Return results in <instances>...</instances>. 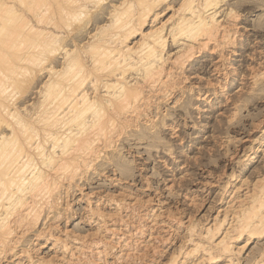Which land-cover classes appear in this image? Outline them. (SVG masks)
<instances>
[{
  "label": "bare ground",
  "instance_id": "1",
  "mask_svg": "<svg viewBox=\"0 0 264 264\" xmlns=\"http://www.w3.org/2000/svg\"><path fill=\"white\" fill-rule=\"evenodd\" d=\"M98 1L38 0L40 5H35L31 14L33 26L27 25L32 33L28 35L24 32V35H28L27 38L23 36L24 39L15 40L13 37L15 41L11 43V47L17 45L18 49L24 42H30L32 49L30 46L28 50L31 51L23 52L22 48L21 53L0 52V255L11 251L13 247L8 248V245L18 243L20 236L36 225L41 217L40 204L56 208L53 192L57 187V179L83 178L81 175L84 172L95 169L94 161L100 154L114 150L112 147L120 135L128 127L136 128L139 120L153 127V116L146 115L147 109L156 102L154 100L166 97L174 99L180 93L172 102L177 105L184 92L194 90L204 101H210L208 86L214 84L211 79L207 80L203 90L194 89V83L185 86L183 82L190 74L196 73L198 76V72L204 71L203 65L197 67L194 64L196 57L205 50L209 54L220 52L233 42L231 39L235 35V28L231 30V26L235 27L232 19L237 15L234 12L232 16L235 10L231 7L221 9V0L179 1V6L172 12L173 17L166 18L171 20L170 23L162 18V12L168 6L157 10L167 0H135L134 3L121 0L109 6L106 17L101 12H91ZM169 6L171 8L172 5ZM25 9L30 11L29 8ZM17 11L10 1L0 0V12L5 16L12 15V18L11 15L8 17L9 21H22L24 14H16ZM82 15L88 16L93 31H87V40L82 44L78 42L81 39L72 35L70 40L73 48L66 49L63 42L68 36L66 33L71 32L69 18L78 23ZM6 19L5 22L0 19V45L9 42L7 36L11 22L7 20L9 23H6ZM147 25L149 28L145 31ZM136 34L140 37L137 36L139 39L133 41L132 37ZM229 53L225 54L228 66ZM216 58L211 62L210 71L218 85L211 89L222 94L229 70L223 52L218 53ZM37 71L45 73V80L36 89L38 99L34 110L21 111L18 105L11 107L14 104L11 103L14 92L27 83V75L31 76ZM249 77L253 80L256 74L252 72ZM258 141L261 146L259 149L264 154V133ZM255 154L254 146H250L242 154L240 166L249 165ZM235 173L231 172L229 177L239 179L232 186L226 189L229 181L223 182L222 186L226 190L223 191L225 196L221 202L225 201L221 206H216L211 223L208 222L197 231L193 221V224L186 221L188 224L182 231L186 232V236L181 244L178 243L180 256L176 264H264V245L258 253L248 252L243 256L252 242L264 238V174L254 177L255 180L251 182L248 180L250 183L246 184V177ZM131 197L111 201L97 195L93 199V206L85 201L88 209L86 219L95 229L94 233L88 231L93 235L98 234L96 238L89 235L90 238H85L86 234L84 237L79 234L72 236L65 233V228H62L63 234L49 232L55 224H47L42 228L44 232L38 231L35 235H41L45 242H50L54 251L52 256L50 254L48 258L34 261L29 248L19 249L15 254L19 257L15 264H136L134 260L140 258L151 261L158 249L155 242L162 236L160 230L164 228L159 226L175 225L174 230H178L181 222L177 218L173 221L175 216L172 221L160 219L161 213L157 210L160 208H153L148 203L149 199L142 201L134 194ZM105 206L110 212H105ZM172 214L167 213L168 217ZM169 234H163V239H167ZM115 245L119 246V250L112 255L110 249ZM108 254L113 256L110 262L105 260Z\"/></svg>",
  "mask_w": 264,
  "mask_h": 264
},
{
  "label": "rangeland",
  "instance_id": "2",
  "mask_svg": "<svg viewBox=\"0 0 264 264\" xmlns=\"http://www.w3.org/2000/svg\"><path fill=\"white\" fill-rule=\"evenodd\" d=\"M8 1L15 5L16 10H18L16 14H20L21 12V14L24 15L22 21L20 19H13L9 21L8 17L11 14L9 16L6 14L5 16V14L0 12V15H4H1L0 17L3 22H5L4 20L6 17V23L8 21L11 22V25L8 27L10 31L9 36H7L9 42L8 44H1L4 46L0 45V52L7 53L8 51H15V53H21L22 48L24 49L23 52L31 51L28 50L31 46L30 42H24V44L20 45L21 47L18 49L17 45H13L14 47H12L14 50L11 47V43L12 41L14 42L18 39H24L25 37L27 38V36L32 33V30L31 32L29 31V26H33L31 14L35 9V5L38 6L39 2L38 0L37 2L36 0H31V2H33L32 4H29L30 0H23L24 2L22 0H18L19 3L17 0ZM120 1L121 0H100V2H97L98 5L97 3L95 4L93 7L94 9H92L91 12H101V14L106 17V11L109 9V6L112 3L117 4ZM179 1L181 2L182 0H167L157 7V10L159 11L160 9L168 6L164 10L165 12H162V18H164L163 20H167L166 18H169L170 16L173 17L172 12L179 6ZM131 2L134 3L135 0H131ZM22 3L24 4L22 5ZM221 3V9L226 7L228 9L231 7L232 10H235L232 11V16L234 15V12L235 16L237 15L235 19L231 18L233 23H235V27L231 26V30L235 28L233 33H235L237 37L233 34L234 38L231 39L233 42L227 45L228 47L224 46L221 49L222 51L220 50L221 54L222 52L224 54V62L226 61L225 64L227 66V56L225 57V54L227 52L229 53L230 51L228 54V62L230 63V66H226V68L229 70V75L227 76L226 82L227 86L225 85L224 90L221 92L222 94H220V91H218L219 93L214 92L213 89L216 88L218 84L215 82V77L210 71L212 64L211 62L217 59L216 57L218 56V53L220 54V52L216 54H209L208 51L205 50L203 51L204 53L202 52L199 55H202L201 57L198 56L195 58L194 62L197 67H201V65H203V67H205L204 71L198 72V76L195 75L196 73L190 74L192 76L189 75L183 84L188 86L189 84L194 83L193 87H196L194 89L203 90L204 87L207 86L205 85L207 80L211 79L212 82L216 84H213L212 87L208 86L210 101H204L203 97L197 96L194 93V90H191L190 93H187L188 91L184 92L183 97L180 99L177 105L172 102H174L180 93H178L174 99L171 97H166L164 99L160 98V100L153 99L156 102L151 104L152 108L147 109L146 115V117L149 115L153 116V127L150 128L147 122H141V120H139V125L136 128L128 127V129H125V132L120 135L112 147L115 148L114 150H107L106 154L104 155L103 153L100 154V157L94 161L95 169H89L88 171L84 172L83 175H81L83 178L80 179V176H78L73 180L57 179V187L55 188L57 191L54 190L53 193L55 194L54 197L56 204L58 205L55 204L56 208L52 207L54 208L52 209L51 207L45 206V204H40V210L42 208L41 213L39 214V216H41L39 217L40 220L38 219L36 225H33L29 230L23 233L22 236H20L18 243H8L10 244L8 245V248L13 247V249L11 251H6L4 254L1 253V264H15L16 260L19 258L17 257L18 255H15L16 252H18L19 249L24 248H29V253L32 254L33 257L31 258L34 261H40L42 260L41 258H48V256L50 257V254L52 256L54 251L50 245V242H45L43 236L41 235L37 236L38 238L35 235L38 233V231L44 232L42 231V228L44 229V225L47 224H55L53 226L55 231L51 226L50 231L48 230L49 232H61L60 234H63L62 232H64L66 229L65 233L72 236H78L79 234L82 235V237L87 235L85 238H90L89 236L96 238L98 234H92L94 233L95 229L92 227V224L88 222L85 216L87 213L86 211H88L86 203L88 202V205H92L94 203L93 199H95L97 195L102 196L104 199L115 201L118 198L120 199L123 193L131 194L130 196L125 194L126 197L123 195V199L133 198L134 196L131 197L133 194L135 197L137 196V199L142 198V201H144V199H149L148 203L153 206V208H160L157 209L161 213L160 219L162 218L167 221L171 220L172 217L175 216V220L173 219V221L180 219L181 222L179 225L180 228L178 230H174L175 225H172V227L166 224H164L165 226H159L164 227L161 229L162 231L160 230V235L164 236L163 234L166 235L170 233L169 237L167 238L169 241L166 238L163 239V237L160 236L159 240H157L159 243L157 241L155 242L156 244L154 243L157 245L158 249L154 252L155 255L153 253V259L149 261V259L140 258L135 259L134 262L136 264H163L166 261H170L166 263L176 264L177 258L180 256V254H178L179 248L177 247H179V244H181V241H183L186 236V232L183 233L185 231V229H183L184 226L190 222L192 224L194 222V229L199 231L203 229L205 224L212 222L211 219L215 216V212L217 210L215 208L221 206V204L225 201L222 200L221 202V198L225 196L223 191L229 188V186H232V184L237 182L239 179L236 178L234 180V177H229L231 172H236L235 174L239 173L240 176H243V178L246 177V184L249 181L251 182L255 180L254 177H261L264 174V154H262V151L259 149L261 146H259L260 144L258 141L260 136L264 133V0H221ZM31 5L34 7H31ZM169 5H172L171 8ZM25 8H29L30 11ZM10 17L12 18V15ZM81 18L82 20H79L78 23L77 20L74 21V19L69 18L68 23H70L69 29L71 32L68 33L65 30V33L67 32L66 34H68V36L63 42L66 49L73 48V43H71L70 40L72 35L76 37V39H81L78 42H81L80 44H82L87 40V31H93V26L90 25L88 16L82 15ZM169 21L171 20H167V23H170ZM14 23L17 29L13 26ZM22 26L25 29H23ZM147 26L145 27V31L149 28V26ZM26 29H28L29 32ZM20 31H22V33ZM24 32H27L28 35H24ZM14 33H17L16 36ZM23 36L25 37L23 38ZM137 36L139 35H134L132 40H138L140 36ZM9 45L10 47L7 48ZM9 48L12 50H7ZM30 49H32V46ZM17 50L21 51L19 52ZM210 59L212 60L210 61ZM55 60H59V58H55ZM252 72L253 74H256V77L253 78V80H251L249 77ZM44 74V72L39 73L37 71L35 74H31L32 77L27 75V83L25 82L26 84L21 86V89L19 88L14 92L13 96L15 97H13L11 100V103L14 104H12L11 107L18 105V110L25 111L32 108L33 111L35 108L34 104L36 105L38 99H36V89L41 86L43 83L42 80H45ZM231 78H234L235 80H230ZM30 102H33V106ZM169 123L173 124L172 128H169ZM250 146H254L256 154L254 155L252 161L249 162V165L247 164L246 167L242 168L240 166V164L243 162L242 154L246 153ZM227 181L229 182L225 189L222 185L223 182ZM203 184L204 186H202ZM64 190L65 192H63ZM117 192L121 195H118ZM107 207L108 206H105L104 208L105 212L107 211L106 213H108L110 210ZM49 208H51L52 211L51 209L48 210ZM58 213L62 215L57 216ZM167 213L173 214L171 217L170 215L168 217ZM46 215L48 216L47 219L45 218ZM55 215L57 216V219ZM165 227L168 228L165 229ZM60 228L65 229L61 230ZM88 230L93 232L91 233ZM48 231L45 233H48ZM262 242H264V238L252 242L247 249L248 251L246 250L243 256L245 257L250 252L258 253L261 250V247L264 245ZM115 246L113 247L114 249L112 248L113 250L110 249L112 251V255L114 252L116 253L119 250V246ZM36 247L39 249L35 250L34 248ZM7 252H10V254ZM39 254H41L42 257ZM108 255L105 256V260L110 262L112 261L111 259L113 256ZM175 255L178 256L176 257ZM173 258L175 263L173 262ZM4 259H6L7 262Z\"/></svg>",
  "mask_w": 264,
  "mask_h": 264
}]
</instances>
